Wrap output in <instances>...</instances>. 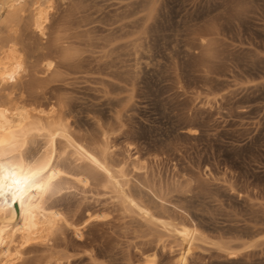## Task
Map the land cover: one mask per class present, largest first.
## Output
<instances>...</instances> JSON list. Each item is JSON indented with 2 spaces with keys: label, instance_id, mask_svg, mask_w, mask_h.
I'll list each match as a JSON object with an SVG mask.
<instances>
[{
  "label": "rangeland",
  "instance_id": "1",
  "mask_svg": "<svg viewBox=\"0 0 264 264\" xmlns=\"http://www.w3.org/2000/svg\"><path fill=\"white\" fill-rule=\"evenodd\" d=\"M53 2L46 35L31 0L0 26V45L15 42L27 61L0 99L15 90L28 108L68 117L77 139L108 147L155 219L103 175L72 181L50 203L81 217L82 233L64 224L20 242L13 264H143L152 253L176 264L185 244L166 219L203 234L185 264H264V0ZM89 210L101 216L84 222Z\"/></svg>",
  "mask_w": 264,
  "mask_h": 264
},
{
  "label": "bare ground",
  "instance_id": "2",
  "mask_svg": "<svg viewBox=\"0 0 264 264\" xmlns=\"http://www.w3.org/2000/svg\"><path fill=\"white\" fill-rule=\"evenodd\" d=\"M31 1L33 24L37 32L46 35L54 2L53 0ZM27 2L28 0H0V26L7 27L9 23H14L16 17L23 15ZM4 9L7 11L5 17L2 15ZM70 52L66 49L65 55L67 56ZM26 62L15 42H2L0 86L11 84V89L17 87L25 71ZM46 66L47 69L52 68L53 60L46 62ZM14 91L10 90L6 93L7 100L0 99V264L14 263L15 257L21 253L20 242L23 244L30 239L47 238L54 231L58 232L57 229L61 225H70L73 230L82 233L81 217L70 219L62 208L50 203L51 198L72 181L86 185L91 184L92 179H97L98 175H103L107 186L123 203L134 211H138L137 214H141L143 218L155 219V212L149 205L142 199L132 198L128 190L123 187L127 183L126 161L114 163L115 158L112 159L111 152L105 145L93 146L91 142L88 143L89 141L85 143L77 139V136L74 137L68 117L57 116L55 108L30 109L15 100ZM59 143H64L69 152L64 146L63 149L59 147ZM64 160H69L70 165ZM77 161L83 162V165L78 164ZM37 173L42 177L40 186L32 184L28 179ZM14 180H18L19 183H14ZM87 215L86 218L84 217V222H90L94 217L101 216L90 210ZM166 220L162 223L167 232L176 233L185 244L183 248L181 247L182 249L180 248L176 264H185L195 241L203 234L197 226ZM156 260L155 253L148 254L143 264H158Z\"/></svg>",
  "mask_w": 264,
  "mask_h": 264
},
{
  "label": "snow or ice",
  "instance_id": "3",
  "mask_svg": "<svg viewBox=\"0 0 264 264\" xmlns=\"http://www.w3.org/2000/svg\"><path fill=\"white\" fill-rule=\"evenodd\" d=\"M31 180V183L32 184H35L37 186H40L41 185V180H42V177L40 176L39 173L37 174H34L32 177L28 178ZM27 182V181H26ZM14 183H19L18 180H14ZM29 187H31V185H29Z\"/></svg>",
  "mask_w": 264,
  "mask_h": 264
}]
</instances>
